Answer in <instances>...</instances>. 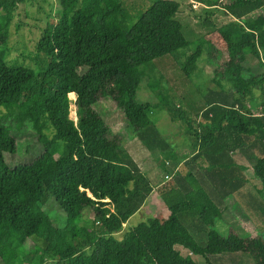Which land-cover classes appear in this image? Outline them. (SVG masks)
Returning a JSON list of instances; mask_svg holds the SVG:
<instances>
[{"label":"trees","instance_id":"trees-1","mask_svg":"<svg viewBox=\"0 0 264 264\" xmlns=\"http://www.w3.org/2000/svg\"><path fill=\"white\" fill-rule=\"evenodd\" d=\"M25 1L0 0V228L7 226L10 233L8 251L2 253L0 246V264H161L140 230L115 238L153 195L154 186L104 112L116 106L124 114L123 129L149 151L175 158L152 119L164 106L138 101L144 88L141 68L153 64L160 69L166 58L182 73L179 82L191 85L177 100L187 109L167 104L172 122L182 121L176 126L187 129L194 150L183 163L185 172L159 190L168 211L163 220L194 241L193 251L210 264H238L241 255L264 264L263 238L224 237L214 229L231 197L264 221V202L247 193L249 177L243 169L264 167V73L254 78L244 69L227 77L216 67L214 86L194 90L191 82L205 51L197 39L186 38L177 19L181 5L174 0H57L60 12L47 22L29 55L34 67L12 66L4 59L9 24ZM194 1L204 5L199 21L210 33L223 35L243 67L254 59L262 63L264 0ZM219 12L233 20L218 25L214 17ZM182 51H189L184 67L174 57ZM164 75L171 83V76ZM69 93L78 96L77 122L70 117ZM39 104L43 114L27 118V110ZM28 136L37 152L27 151L32 159L10 165ZM162 167L170 174L165 163ZM78 193L86 210L76 208ZM49 206L63 214V227L47 214ZM81 218L90 220L93 230L81 229Z\"/></svg>","mask_w":264,"mask_h":264},{"label":"rangeland","instance_id":"rangeland-1","mask_svg":"<svg viewBox=\"0 0 264 264\" xmlns=\"http://www.w3.org/2000/svg\"><path fill=\"white\" fill-rule=\"evenodd\" d=\"M174 1L181 5L177 19L184 26L183 31L186 38L189 40L197 39L205 51L198 63V67L194 72V78L191 82L195 87L194 90L198 91L199 89V91H204L207 87L214 86L212 79L215 76L214 72L216 71V67L227 77H231L237 72H245L246 70L244 69H248L247 73H251L254 78L260 77L264 73V59L261 58V64L258 60H251L250 65L243 67L238 56L223 35L220 32L210 33L209 29L202 25V20L199 21L198 17H204L205 15H203L200 6L198 8L193 7L192 3L194 0ZM230 1L222 0V5ZM149 4L150 2L145 3L143 8H147ZM59 12L60 9L57 6V0H26L24 3L19 4V8L15 11L14 18L9 24L8 51L4 58L9 65L34 67V63L30 61L29 55L32 51H35L36 43L41 37L42 29ZM231 20H233L231 16L223 15L221 12L219 14L216 13L214 17V21L218 25L226 24ZM188 52L182 51L175 54L174 57L179 66L184 67L186 65ZM262 57H264V52L262 53ZM161 62H163V66L160 69L153 64L141 68L144 88L139 91L138 101L161 103L164 106V109L156 112L152 119L160 132L167 137L171 150L176 151L175 158L167 159L160 152L149 151L133 136L132 131L123 129L124 125H119V123H122L124 114L117 110L116 106L106 107L107 109L104 112V118L107 123L116 127L118 134L126 137L127 143L125 147L127 151L136 160L144 175L151 181L155 188L153 195L148 199L143 208L129 219L124 229L120 233L115 234V238L122 240L129 230L135 228L138 231L140 230L139 233L141 236L150 243L154 252L158 254L161 264H210L209 259L207 261L202 254L193 251L197 247L194 241H189L185 237L183 238L175 231L170 222L163 220L168 215V211L160 197L159 190L161 187L171 183L172 177L177 172H185L183 163L191 156L194 148L188 137L187 129L182 131V128L178 127L183 124L182 121L177 120V123L172 122L171 115L173 114L169 113V106L167 104L169 100L170 106L178 104L187 109L186 102L183 104L177 102V100H179L183 92H188L191 89V85L184 86L179 82L182 79V73L178 68L172 66L171 60L166 58ZM172 67L178 70L174 69L173 71ZM165 73L168 75V78L171 76V83L167 81V76L164 75ZM172 83L175 86L177 84V86H173ZM195 97L197 96L195 95ZM69 98L72 100L70 117L76 121L75 100L78 99L77 94L69 93ZM44 111L45 107L43 104L35 105L27 110L26 116L29 119H36ZM0 116H2L1 113ZM4 122L8 124L7 121ZM22 134L27 133H20L19 135ZM37 150L30 136L24 138L23 145L18 148L17 157H12L10 165L29 161L32 158L27 155V151L36 153ZM162 163H165V167L170 170V174L165 173ZM243 169L249 177L247 193H254L264 202V180H262L264 179V167L251 170L244 166ZM130 187L133 188L134 183ZM86 207L87 203L85 198L81 193H78L76 195V208L86 210ZM9 211L11 210L5 211L2 215L4 216ZM45 211L56 224H59V216L63 217V214L57 208L49 206ZM85 218H81L80 220L81 229L93 230L94 225L90 220H85ZM60 227H63V223ZM214 229L224 237L235 233L242 238L261 237L264 239V221L256 216L250 215L246 208L242 207L237 197H231L227 200V210L224 214V219L216 221ZM62 230L64 235L69 237L71 231L66 228ZM191 234L196 240L206 242L205 236L196 234L195 232H191ZM9 240V228L7 226L0 228V246H4L2 253L8 251ZM167 246H171V249H168ZM241 256L243 258L242 262L239 261L240 263L238 264H254L251 256ZM223 264L234 263L224 260Z\"/></svg>","mask_w":264,"mask_h":264},{"label":"built area","instance_id":"built-area-1","mask_svg":"<svg viewBox=\"0 0 264 264\" xmlns=\"http://www.w3.org/2000/svg\"><path fill=\"white\" fill-rule=\"evenodd\" d=\"M193 7L194 8H198V6H200V7H202V6H204L203 4H201V3H198V2H196V1H193ZM78 97V96H77ZM262 98H263V104H264V84H263V87H262ZM71 102H72V100H70ZM77 100H75V102H76ZM72 107V106H71ZM76 111H75V114H76V122H77V107H76V109H75Z\"/></svg>","mask_w":264,"mask_h":264},{"label":"crops","instance_id":"crops-1","mask_svg":"<svg viewBox=\"0 0 264 264\" xmlns=\"http://www.w3.org/2000/svg\"><path fill=\"white\" fill-rule=\"evenodd\" d=\"M155 189V188H154Z\"/></svg>","mask_w":264,"mask_h":264}]
</instances>
